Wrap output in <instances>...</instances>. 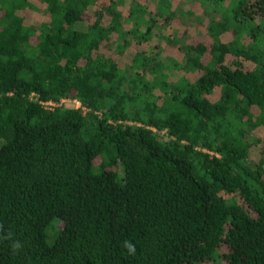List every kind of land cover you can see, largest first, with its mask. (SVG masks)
Segmentation results:
<instances>
[{
  "label": "trees",
  "instance_id": "16d2710c",
  "mask_svg": "<svg viewBox=\"0 0 264 264\" xmlns=\"http://www.w3.org/2000/svg\"><path fill=\"white\" fill-rule=\"evenodd\" d=\"M223 261L264 264V0H0V264Z\"/></svg>",
  "mask_w": 264,
  "mask_h": 264
},
{
  "label": "built area",
  "instance_id": "2783aa9c",
  "mask_svg": "<svg viewBox=\"0 0 264 264\" xmlns=\"http://www.w3.org/2000/svg\"><path fill=\"white\" fill-rule=\"evenodd\" d=\"M42 103L48 109H52L54 106H56V103L53 102V101H46V102H42ZM59 104H61V105H71V106H73L75 108L82 109L84 112L87 111V108L82 104V102L78 98L65 97V98L61 99Z\"/></svg>",
  "mask_w": 264,
  "mask_h": 264
},
{
  "label": "clouds",
  "instance_id": "9594fccd",
  "mask_svg": "<svg viewBox=\"0 0 264 264\" xmlns=\"http://www.w3.org/2000/svg\"><path fill=\"white\" fill-rule=\"evenodd\" d=\"M18 246H19L18 243H13V247H14V248H15V247H18ZM123 247L127 250V252H128L129 254L134 255L135 252H136L135 245L132 244V243H131L130 241H128V240H125V241L123 242Z\"/></svg>",
  "mask_w": 264,
  "mask_h": 264
},
{
  "label": "rangeland",
  "instance_id": "374dc122",
  "mask_svg": "<svg viewBox=\"0 0 264 264\" xmlns=\"http://www.w3.org/2000/svg\"><path fill=\"white\" fill-rule=\"evenodd\" d=\"M221 264H226L225 261L221 262Z\"/></svg>",
  "mask_w": 264,
  "mask_h": 264
}]
</instances>
